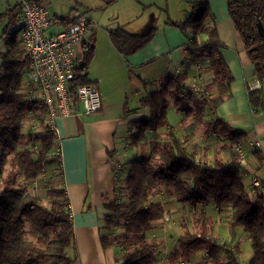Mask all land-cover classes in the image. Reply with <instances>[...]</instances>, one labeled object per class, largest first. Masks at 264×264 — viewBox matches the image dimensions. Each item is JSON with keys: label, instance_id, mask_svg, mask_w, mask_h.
I'll return each mask as SVG.
<instances>
[{"label": "trees", "instance_id": "trees-1", "mask_svg": "<svg viewBox=\"0 0 264 264\" xmlns=\"http://www.w3.org/2000/svg\"><path fill=\"white\" fill-rule=\"evenodd\" d=\"M226 7L254 62L255 76L264 84V38L256 26L260 21L264 27V0H226ZM70 16L55 15V23L66 26L77 18ZM165 23L179 28L186 38L181 47L184 64L179 72L165 75L154 90L139 99V107L147 106L148 115L133 121L128 131L129 146L139 150L126 162V174L113 178V197L106 203L108 212L103 216L107 231L100 233V243L103 248L119 245L123 250L121 264H157L158 246L146 239L145 232L163 217V205L154 197L164 187L167 195L192 208L210 203L231 205L229 240L218 241L208 230V222L203 221L198 231H185L177 237L169 257L177 259L183 253L203 250L200 264H242L241 243L235 239L237 228L242 227L253 254L247 264H264V182L259 179L260 186H254V177L243 163L245 132L231 128L215 113L216 107L230 96L233 76L220 54L226 44L218 36L208 0L190 1L189 13L183 20ZM156 30L151 27L146 32L131 33L118 26L108 30V35L119 53L129 55L143 47ZM7 31L2 32L6 50L0 55V264H72L76 253L68 255L66 250L73 245L74 229L65 189L49 185L47 203L28 189L46 170H56L60 177L61 159L53 129L43 126L31 131L26 126L28 120L38 122L45 108L33 98L32 82L27 89L23 87L29 60L23 56L16 32ZM93 54L91 37L82 43L76 57L69 80L72 95L77 85L89 82L87 70ZM197 62L198 69L193 66ZM191 70L194 77L189 75ZM208 70L209 77L200 80H204V89L210 94L196 97L197 85L192 81L199 73L206 76ZM263 95V86L252 88L246 83L253 113L264 111ZM169 98L189 118L182 126V139L167 116ZM202 126L206 134L214 133L221 139L219 149L228 152L226 160L217 155L212 160L204 159L199 143L191 148L185 145ZM26 144L30 146L24 147ZM252 147L250 153L261 159L258 145L254 143ZM202 217L206 218L204 211ZM115 224L123 228L122 233L113 232Z\"/></svg>", "mask_w": 264, "mask_h": 264}, {"label": "crops", "instance_id": "crops-1", "mask_svg": "<svg viewBox=\"0 0 264 264\" xmlns=\"http://www.w3.org/2000/svg\"><path fill=\"white\" fill-rule=\"evenodd\" d=\"M39 1L47 5L51 2ZM190 1L192 0H70L67 14L55 13L53 9L51 11L56 16L70 14V18L83 15L97 24L91 36L94 54L87 72L89 81L94 82L100 91L101 109L88 114L59 117L54 121V141L62 168L61 187L65 189L69 201L77 250L72 264L122 262L121 247L111 245L103 248L99 239L100 233L107 231L103 216L108 212L106 203L113 197L114 164L120 163L118 171L125 175L126 162L131 159L132 153L139 150L138 147L129 146L128 131L132 128L133 121L148 115L147 106L139 107L140 97L154 90L165 75L179 72L184 64L181 47L186 44V38L179 28L168 25L165 21L183 20L189 13ZM16 5L20 7V0L14 4H10L9 0H0L2 18L7 12H11L8 20L4 18L7 23L5 29L9 34L14 30L11 20L15 19L14 13L19 10V7L15 9ZM208 5L218 36L226 44V47L220 48V54L233 76L229 84L230 96L216 107L215 113L231 128L245 132L243 149L250 152L254 141L264 135V111L253 113L246 96V83L253 88L258 80L254 62L248 56L244 42L228 14L226 0H208ZM118 26L131 33L146 32L151 27H156L157 30L143 47L124 55L115 49L108 35V30ZM201 39L204 40L205 36H201ZM5 50L6 42L2 37L0 55ZM80 53L81 47L78 48L77 56ZM192 74L195 75V72L191 70L189 75ZM209 74L208 70V75L204 76L203 73V77L208 78ZM213 93L216 91L212 88L211 95ZM176 111L178 117L170 124L176 127L178 122L182 123V118L183 122L189 121L177 108ZM200 134L197 139L194 137L198 133L188 141L192 145L199 143L203 147L204 159L212 160L215 155L209 154L207 144H210L213 137L219 144L221 139L217 134H206L203 130ZM178 136L181 138L180 134ZM221 152L220 156L226 160L228 152L220 150ZM252 157L255 158L253 154ZM243 163L246 164L247 161ZM246 167L252 170L254 160L249 159ZM253 172L255 174L251 173V177L255 175L264 182V175L259 176L255 169ZM154 199L162 203L164 213L145 232V237L158 246L157 264H200L203 250L185 255L183 253L177 259H172L168 254L176 247L179 235L185 231H198L203 221L208 222V230L218 241L230 239L227 228L231 214L230 204L216 206L210 203L192 208L167 195L164 187L158 189ZM202 211L206 218L202 217ZM182 217L188 221L180 220ZM192 226L195 230L191 229ZM122 232L123 228L119 226L118 234ZM235 239L241 243L240 260L242 264H247L253 254L247 233L242 227L237 228ZM160 247L170 250L164 253Z\"/></svg>", "mask_w": 264, "mask_h": 264}, {"label": "built area", "instance_id": "built-area-1", "mask_svg": "<svg viewBox=\"0 0 264 264\" xmlns=\"http://www.w3.org/2000/svg\"><path fill=\"white\" fill-rule=\"evenodd\" d=\"M52 25L55 28L49 30ZM96 26L94 20L83 15L66 26H59L46 3L20 0L13 31L23 49V56L29 60L23 87L27 89L32 82L33 98L38 99L45 108L37 122L40 128L48 126L54 130V121L59 117L88 114L101 109L100 91L94 82L77 85L73 95L69 92V80L73 77L78 48L91 38ZM193 66L198 69L200 64L197 62ZM203 78V73H199L192 84L196 85ZM260 86L264 88V84L257 80L253 88ZM254 143L258 145L259 141ZM120 167V163L114 164L115 176H124L118 171ZM252 184L260 186L259 179L254 177Z\"/></svg>", "mask_w": 264, "mask_h": 264}, {"label": "rangeland", "instance_id": "rangeland-1", "mask_svg": "<svg viewBox=\"0 0 264 264\" xmlns=\"http://www.w3.org/2000/svg\"><path fill=\"white\" fill-rule=\"evenodd\" d=\"M18 0H9V3L10 4H14L16 3ZM70 0H51V2H49V5L52 7L50 8V10L55 12V13H60V14H67L69 12V5H70ZM81 14V13H80ZM10 15H11V12H7L4 16V18H6L7 20L10 18ZM2 18V14H0V41L2 40V32L4 31L5 29V25L7 24L6 23V19ZM14 23V22H13ZM12 23V24H13ZM58 25H60L58 23ZM62 26V25H61ZM55 28V25H52L49 30H53ZM208 75V73H207ZM195 75H192V77H194ZM196 79V78H194ZM204 80H199L196 82V85H197V88L195 89V92H194V95L196 97H200V96H203V95H208L210 94V91H206L204 89ZM177 111H176V107L174 106L173 102L170 100L169 98V104H168V108H167V116L170 120V122H175L176 121V117H178V115L176 114ZM183 118H182V123L178 122L177 126L175 127V133L177 135H181V138H183V128L180 130L179 127L182 125L184 126L185 123H187V121L184 123L183 122ZM26 126L31 129V131H34V130H37V128L39 127L37 125V122L33 121V120H28L26 121ZM181 126V127H182ZM42 128V127H41ZM203 130V126L202 127H199L198 129V134L197 136H195L194 138L197 139L198 136H201L200 132ZM202 138V137H200ZM219 139V138H218ZM210 140V144H207L208 145V149H209V154L210 155H217V156H220L222 154V152L220 153V149L218 148L219 146V143L217 141V139H215V137L211 138ZM202 141V139H201ZM259 141V144H258V149L261 150V153H262V158L261 159H257L256 157L253 158L252 157V154L248 151H246V148L243 149L244 147L242 146V153H243V157H242V160L246 163L247 161V165L249 164V159L251 160H254V168H251L252 170L251 173L255 174L253 172V170L255 169V172L257 171L258 175L259 176H262L264 175V135L260 137V139H258ZM185 145L189 148L192 144H191V141H187L185 142ZM25 146H30V144H26L24 145ZM21 146H18V148H20ZM138 152V150L134 153L131 154V157H133L136 153ZM7 168L9 169L10 166L7 165ZM62 171V170H61ZM253 177L257 178L255 175H253ZM19 181L21 180V176L19 175ZM57 184L58 186H61V181H60V177L59 175L56 174V170H53V171H48L46 170L43 174L39 175L38 178L34 181V183L31 185L29 184L28 185V189L29 190H34L35 192H37L44 200L45 203H47V195H46V188L51 185V184ZM124 200V199H123ZM185 221H188V219H186L185 217H182L180 218V220H184ZM112 230L114 233L118 234L119 232V225L115 224L112 226ZM186 228H188V225H185ZM193 230H195V227L192 226ZM107 230V228H106ZM173 237H174V234H173ZM160 250L163 251L164 253L169 251L170 248H166V247H160ZM160 251V252H161ZM67 254L68 255H73V253L77 252L76 250V246H75V243H74V240H73V245L68 248L66 250ZM199 255V254H197ZM204 256V255H203ZM202 256V257H203ZM50 262H46L45 264H49Z\"/></svg>", "mask_w": 264, "mask_h": 264}, {"label": "water", "instance_id": "water-1", "mask_svg": "<svg viewBox=\"0 0 264 264\" xmlns=\"http://www.w3.org/2000/svg\"><path fill=\"white\" fill-rule=\"evenodd\" d=\"M256 26H257L258 34H259L261 37L264 38V27H263V25L261 24V22L258 21L257 24H256Z\"/></svg>", "mask_w": 264, "mask_h": 264}]
</instances>
